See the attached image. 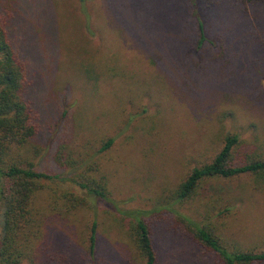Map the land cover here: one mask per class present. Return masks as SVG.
<instances>
[{"label": "rangeland", "instance_id": "obj_1", "mask_svg": "<svg viewBox=\"0 0 264 264\" xmlns=\"http://www.w3.org/2000/svg\"><path fill=\"white\" fill-rule=\"evenodd\" d=\"M216 1L206 11L207 0H0L38 125L24 154L58 175L35 199L44 230L35 264H142L117 209L172 208L213 226L227 248L264 249V184L249 175L208 179L180 204L163 200L229 132L257 137L264 157V3ZM198 18L206 40L196 48ZM106 137L113 143L99 151ZM59 153L80 169L95 162L113 203L92 197L59 211L74 188L61 180ZM152 226L158 264H214L164 220Z\"/></svg>", "mask_w": 264, "mask_h": 264}, {"label": "trees", "instance_id": "obj_2", "mask_svg": "<svg viewBox=\"0 0 264 264\" xmlns=\"http://www.w3.org/2000/svg\"><path fill=\"white\" fill-rule=\"evenodd\" d=\"M236 1L244 6L264 3V0ZM216 6V0H207L204 9L209 11ZM5 23L6 19L0 20V264H35V243L44 236L43 223L38 219L39 213L34 206L35 199L40 191L46 188L52 190L48 181L58 180V175L36 169L34 159L24 154L38 132V125L30 101L23 96L27 84L25 66L16 57ZM198 30L196 48L206 40L199 18ZM220 48H224L221 41ZM253 140L247 143L239 134L227 133L223 145L213 157L191 168L182 180L168 190L167 198L163 199V195L161 200L166 201L165 205L185 202L197 194L204 181L211 178L231 179L249 175L258 186L263 185L264 157L257 145L258 138ZM112 143L111 137L104 138L99 151L108 149ZM14 151L20 153L14 157ZM56 160L68 168L67 175L61 180L74 187L65 188L62 194L64 203L57 206L59 211L63 209L64 213H69L77 208H88L92 205V197L113 203L109 198L107 182L98 172L95 162L80 169L83 162L78 165L68 160L62 163L60 153L56 155ZM116 213L124 221L129 244L142 264L159 263L152 225L160 220H164L177 236L198 246L214 264L264 263V249L227 248L213 226L199 223L175 209H154L149 215L141 209H117ZM96 241V226L92 223L86 238L89 255H93Z\"/></svg>", "mask_w": 264, "mask_h": 264}]
</instances>
